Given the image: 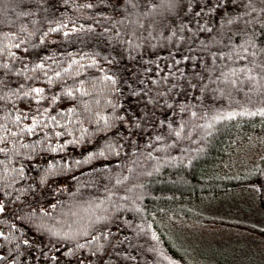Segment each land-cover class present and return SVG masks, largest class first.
<instances>
[{
  "label": "trees",
  "instance_id": "16d2710c",
  "mask_svg": "<svg viewBox=\"0 0 264 264\" xmlns=\"http://www.w3.org/2000/svg\"><path fill=\"white\" fill-rule=\"evenodd\" d=\"M253 133L264 0H0V264H263L192 244L222 205L264 232Z\"/></svg>",
  "mask_w": 264,
  "mask_h": 264
},
{
  "label": "rangeland",
  "instance_id": "374dc122",
  "mask_svg": "<svg viewBox=\"0 0 264 264\" xmlns=\"http://www.w3.org/2000/svg\"><path fill=\"white\" fill-rule=\"evenodd\" d=\"M262 158H264V134L253 133L250 136H247L245 139H242L240 147H237L233 154V163L236 165H240L242 164L241 162H247V164L249 165H254ZM233 201L238 203H227V206H231L230 211L233 213H237L238 210L236 209V206H239V210L242 211L241 208H244L246 201L242 198H237ZM222 206L224 207L222 211L221 209L219 210V218L222 217V221L218 222V224L214 223L213 220H211L212 223L208 222L212 217L211 215L208 216L207 214H204L205 216H203L205 218L206 216H208L206 218L207 220L204 218H197L196 220L198 221L195 220L196 224H205L198 225V227L196 228L199 233L197 231L198 234H196V236L193 238L194 243L192 244L194 245V247L198 250L214 252V249L216 247H220L221 243H225L227 245H237L240 247L245 245L246 248H257L264 251V232H259L255 230L256 227L248 224H246L245 226L236 223L229 224L225 221L229 210L226 206ZM250 213L253 217L254 215H256L252 212ZM252 216H249V221H246V223L254 225L262 224L259 222L260 220H255L254 218H252ZM239 219L243 220V215L240 216ZM191 222L194 223V221Z\"/></svg>",
  "mask_w": 264,
  "mask_h": 264
},
{
  "label": "snow or ice",
  "instance_id": "6c2138e0",
  "mask_svg": "<svg viewBox=\"0 0 264 264\" xmlns=\"http://www.w3.org/2000/svg\"><path fill=\"white\" fill-rule=\"evenodd\" d=\"M36 91H37V92H40V91H42V90H40V89H37ZM0 211H3V209H2V208H0ZM0 259H3V257H0Z\"/></svg>",
  "mask_w": 264,
  "mask_h": 264
}]
</instances>
